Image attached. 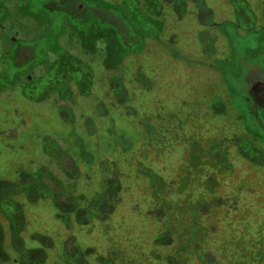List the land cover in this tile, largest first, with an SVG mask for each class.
I'll list each match as a JSON object with an SVG mask.
<instances>
[{
	"label": "rangeland",
	"instance_id": "374dc122",
	"mask_svg": "<svg viewBox=\"0 0 264 264\" xmlns=\"http://www.w3.org/2000/svg\"><path fill=\"white\" fill-rule=\"evenodd\" d=\"M41 1L33 0L32 9ZM207 2L214 10L208 23H223L212 26L217 37L209 49L205 37L191 35L200 26L193 16L179 18V24L176 18L165 24L149 21L136 17L135 0L127 1L135 17L118 26L121 48L111 53L110 64L119 81H113L132 96L134 77L141 75L148 90L141 87L133 109L126 106L114 122L120 156L113 169L107 171L111 152H104L102 140L98 143L105 164L97 167L104 170L93 169L87 180L88 189L98 191L94 203L102 222L92 224L99 251L97 262L90 264H264V0ZM82 28L90 31L91 21ZM172 32L178 33L176 40ZM79 70L83 79L88 76V70ZM13 74L15 69L0 82L7 84ZM66 77L65 70L56 68L38 88L65 90ZM8 105L15 114L0 115L2 145L17 130L21 134L16 111L30 110L20 101ZM146 113L151 116L140 126ZM175 114L183 123L175 122ZM135 116L140 118L136 122ZM37 124L43 130L52 126ZM164 134L154 154L132 158L128 137L151 142ZM136 150H142L141 143ZM150 172L161 176V184ZM42 179L46 186L40 180L28 182L48 195L31 208V218L36 216L32 227L64 236L66 226L55 204L66 197L67 188L46 173ZM7 188L1 190L0 205L12 215L19 207L9 203ZM22 221L14 215L13 229L18 231ZM88 229L77 231L80 242L87 240ZM34 255L25 254L24 264H46ZM73 255L75 264H83L78 253Z\"/></svg>",
	"mask_w": 264,
	"mask_h": 264
},
{
	"label": "flooded vegetation",
	"instance_id": "af4514ba",
	"mask_svg": "<svg viewBox=\"0 0 264 264\" xmlns=\"http://www.w3.org/2000/svg\"><path fill=\"white\" fill-rule=\"evenodd\" d=\"M127 1L43 0L34 10L33 0H0V79L11 69L16 70L11 81L0 82V107L7 105L0 115L15 114L8 105L13 100L30 107L28 111L27 107L16 111L21 120V134L17 130L14 139L0 144V195L2 188L8 187L9 203L19 207L10 215L0 205L4 234L0 241V264H24V255L35 253L46 264H75V253L83 264L97 262L98 236L91 229L95 221H102L98 218L99 205L94 203L98 191L93 190V186L88 189L87 176L93 169L101 168L97 164H105L99 159L100 140L104 142V152H111L107 171L119 164L120 139L114 122L126 106L133 109L141 87L148 90L141 75L134 77L132 96L128 88H118L113 81L118 80L116 74H119L110 64L111 53L121 48L118 26L120 23L126 25V20L135 17ZM134 8L136 17L164 24L175 18L178 23L185 15L193 16L200 26L193 27L191 35L205 37V49L211 48L210 44L217 37L212 26L223 24L208 23L214 10L207 0H135ZM88 21L92 23L90 31L82 28ZM102 24L106 29L101 30ZM169 36L176 40L179 35L172 32ZM56 68H62L67 74L65 90L45 89L44 85L38 88ZM79 68L88 70L86 78L79 75ZM147 114L142 120L137 116L131 119L139 120V125L144 126L151 116ZM174 120L184 121L176 114ZM37 122L52 126L50 130H43ZM13 131L14 128L8 129L12 137ZM164 138L165 134L160 141L149 142L128 137L132 158L150 157L156 152V143L164 142ZM139 143L142 144L140 151L136 150ZM253 149L256 155L262 154L256 146ZM196 155L195 158L198 153ZM45 173L67 188L66 197L55 204L57 216H62L66 226L64 236L55 237L48 231L32 227L36 216L32 214L31 218V208L48 195L30 188L28 182L40 180L46 186L47 182L42 179ZM151 176H156L161 184V176L156 173ZM31 190L39 196L28 195ZM14 215L23 219L18 231L12 227ZM84 227L89 228L90 233L82 243L77 231H83Z\"/></svg>",
	"mask_w": 264,
	"mask_h": 264
}]
</instances>
